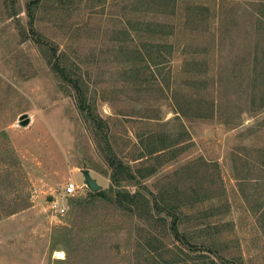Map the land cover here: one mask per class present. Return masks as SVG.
<instances>
[{
    "label": "rangeland",
    "instance_id": "obj_1",
    "mask_svg": "<svg viewBox=\"0 0 264 264\" xmlns=\"http://www.w3.org/2000/svg\"><path fill=\"white\" fill-rule=\"evenodd\" d=\"M3 1L0 0V230L36 231L40 260L26 264L128 263L124 256L134 245V238L133 234L128 238L130 226L122 215L100 208L87 217L76 216L72 200H81L87 194L82 171L85 166L96 165L106 169L105 164L68 88L60 86L38 47L29 38L25 41L21 38L23 31L29 36L24 10L28 0H15L19 12L12 18H6ZM56 1L57 4L39 12L35 30L58 52H64L70 65L78 67L87 98L93 102L97 114L108 121L114 152L126 160L134 132L146 129L140 126L143 117H154L155 110H159L160 121L171 123L173 112L165 99L136 94L118 64L120 55L112 51L115 42L104 36V31L118 25L114 14L121 13L120 9H109L108 3L105 8L90 9V0H62L61 4ZM204 43V39L194 35L178 40L165 66L170 67L173 79H180L184 60L205 57L198 50ZM208 58L209 75L218 73V48L211 50ZM208 89L209 93L216 92L214 88ZM23 114L29 119L26 126L20 125ZM262 118L242 116V125L234 129L221 123L218 112L210 120L183 119L190 134L187 148L143 182L154 191L152 184L198 159L204 161L209 182L216 181V186L219 174L223 200L229 207L219 214L214 210L216 216L211 218L212 223L224 225L216 240L218 252L217 248L214 254L206 248L197 250L218 264H264ZM88 171L100 188L109 186L107 178L93 169ZM68 183L77 186L72 197L64 195ZM22 200L27 201L28 208L4 216L16 202L23 204ZM211 203L215 208L221 206L217 205L218 198L199 205L206 208ZM187 224L192 229L195 221ZM54 250L61 251L63 258H55ZM17 251L23 253L20 248ZM8 256L18 258L14 252Z\"/></svg>",
    "mask_w": 264,
    "mask_h": 264
},
{
    "label": "trees",
    "instance_id": "obj_2",
    "mask_svg": "<svg viewBox=\"0 0 264 264\" xmlns=\"http://www.w3.org/2000/svg\"><path fill=\"white\" fill-rule=\"evenodd\" d=\"M15 2L3 1L6 18L17 16ZM56 2L27 1L24 10L29 36L23 31L21 38L23 41L29 38L38 47L60 86L68 88L106 167L85 166L86 170L93 169L107 178L109 186L99 187L95 192L86 186V196L72 200L76 216L84 218L102 208L115 211L128 221V238L133 234L134 245L124 256L128 263L117 264H218L197 250L206 248L214 254L218 234L224 227L211 220L217 210L219 214L229 207L223 200L219 174L216 186V181L209 182L204 161L198 159L163 176L152 184L154 191L143 182L187 148L190 134L183 119L210 120L218 112L221 123L234 129L242 125V116H264V0L89 1L90 9L105 8L106 3L109 9H120L121 13L114 14L118 25L104 31V36L115 42L112 51L120 55L118 64L136 94H152L159 100H167L174 115L171 123L160 121L159 110H155L154 117L144 116L140 126L145 131L134 132L131 144L126 141L130 144L126 160L114 152L108 121L97 114L93 102L87 98L78 67L70 65L64 52H58L35 30L39 12ZM193 35L204 39L198 50L206 55L200 60H184L180 79L176 81L170 67L165 66L178 40ZM181 48L184 55V46ZM217 48L218 73L209 75L208 57ZM209 87L216 92L209 93ZM129 187L135 189L130 191ZM215 198L220 208L213 203L206 208L199 205ZM22 201L21 205L16 202L4 216L28 208L27 201ZM189 221H195L192 229Z\"/></svg>",
    "mask_w": 264,
    "mask_h": 264
},
{
    "label": "crops",
    "instance_id": "obj_3",
    "mask_svg": "<svg viewBox=\"0 0 264 264\" xmlns=\"http://www.w3.org/2000/svg\"><path fill=\"white\" fill-rule=\"evenodd\" d=\"M38 236L34 230L16 229L10 231L0 230V264H26V263H39L41 253L38 251L37 243L39 241L35 237ZM37 244V245H36ZM40 245H38L39 247ZM26 251L22 254H18V249ZM11 250L12 252L8 251ZM57 250L53 251V254ZM18 258L8 256V253H13ZM19 255V256H18ZM24 255V256H23ZM23 259L29 260L24 262ZM56 258V257H55Z\"/></svg>",
    "mask_w": 264,
    "mask_h": 264
},
{
    "label": "water",
    "instance_id": "obj_4",
    "mask_svg": "<svg viewBox=\"0 0 264 264\" xmlns=\"http://www.w3.org/2000/svg\"><path fill=\"white\" fill-rule=\"evenodd\" d=\"M20 125L21 126H26L29 123V119L27 117L26 114H23L20 116ZM82 175L84 177V181L86 186L92 191L95 192L99 189L98 184L96 183V181L90 176L89 171L88 170H83L82 171Z\"/></svg>",
    "mask_w": 264,
    "mask_h": 264
},
{
    "label": "built area",
    "instance_id": "obj_5",
    "mask_svg": "<svg viewBox=\"0 0 264 264\" xmlns=\"http://www.w3.org/2000/svg\"><path fill=\"white\" fill-rule=\"evenodd\" d=\"M64 195L72 197L77 192V186L74 183H68L64 186ZM63 212V210H61Z\"/></svg>",
    "mask_w": 264,
    "mask_h": 264
},
{
    "label": "bare ground",
    "instance_id": "obj_6",
    "mask_svg": "<svg viewBox=\"0 0 264 264\" xmlns=\"http://www.w3.org/2000/svg\"><path fill=\"white\" fill-rule=\"evenodd\" d=\"M54 256H55L56 258L61 259V258H63V253H62L61 251H56V252L54 253Z\"/></svg>",
    "mask_w": 264,
    "mask_h": 264
}]
</instances>
